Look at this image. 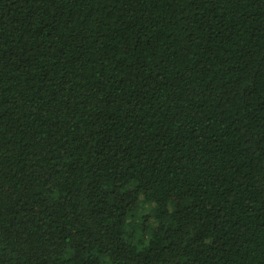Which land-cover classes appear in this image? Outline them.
Listing matches in <instances>:
<instances>
[{"label":"trees","instance_id":"trees-1","mask_svg":"<svg viewBox=\"0 0 264 264\" xmlns=\"http://www.w3.org/2000/svg\"><path fill=\"white\" fill-rule=\"evenodd\" d=\"M0 264H264V0H0Z\"/></svg>","mask_w":264,"mask_h":264},{"label":"rangeland","instance_id":"rangeland-1","mask_svg":"<svg viewBox=\"0 0 264 264\" xmlns=\"http://www.w3.org/2000/svg\"><path fill=\"white\" fill-rule=\"evenodd\" d=\"M151 208V205L149 203L140 201V208L139 211H141V213H145L147 210H149Z\"/></svg>","mask_w":264,"mask_h":264}]
</instances>
